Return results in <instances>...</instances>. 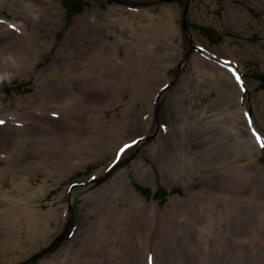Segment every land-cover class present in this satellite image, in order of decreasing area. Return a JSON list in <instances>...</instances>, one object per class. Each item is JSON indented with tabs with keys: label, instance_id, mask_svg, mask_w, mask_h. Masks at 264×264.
Masks as SVG:
<instances>
[{
	"label": "rangeland",
	"instance_id": "obj_1",
	"mask_svg": "<svg viewBox=\"0 0 264 264\" xmlns=\"http://www.w3.org/2000/svg\"><path fill=\"white\" fill-rule=\"evenodd\" d=\"M157 20L172 28L174 38L140 44L154 48L142 62L161 63L156 87L163 91L152 102L145 96L156 67L151 79L123 77L118 70L112 76L111 67L117 66L99 63L96 56L113 53L130 63V32L148 30ZM0 21V64L6 50L27 60L24 72L0 77V116L17 118L0 125V264L55 258L71 264H144V255H151L153 264H264V147L250 136L242 115L248 110L254 119L264 104V0H0ZM131 51L130 57H137ZM221 59L241 74L244 102L230 67L221 66L229 74L227 85L204 78L215 72L209 64L218 66ZM83 62H92L94 70L104 66L102 72L115 83L95 78L91 93H80L86 83L77 78L65 85L64 73L76 74ZM58 85L66 95L53 94L51 86ZM230 86L235 92H221ZM71 91L81 100L73 112L63 109L70 114L27 113L47 96L61 102ZM175 96L180 103L172 122L164 111ZM149 105L152 121L142 125L150 119ZM83 106L95 109L85 114ZM237 113L245 134L237 131ZM253 121L261 131L264 123ZM162 125L168 127L163 132ZM206 134L226 143L217 156L202 153ZM142 137L107 170L118 147ZM76 148L80 153L69 151ZM73 157H78L74 165ZM219 193L222 203L214 205ZM17 197L29 200L35 215L51 211L55 219L42 239L31 232L23 257L9 254L7 245L14 217L22 215L12 204ZM219 209L226 211L222 221ZM105 216L123 224L101 240Z\"/></svg>",
	"mask_w": 264,
	"mask_h": 264
},
{
	"label": "bare ground",
	"instance_id": "obj_2",
	"mask_svg": "<svg viewBox=\"0 0 264 264\" xmlns=\"http://www.w3.org/2000/svg\"><path fill=\"white\" fill-rule=\"evenodd\" d=\"M158 21H160V22H158ZM167 22H169V21H167ZM11 24H13V23H11ZM130 37H132V40H134L133 42L131 41L129 43L130 46L128 47V52L130 53L129 54L130 63H128L127 59L125 61L118 59L116 57V54H113V53L108 54L107 57H104L103 55H101L100 57L96 56L97 62L105 63V64L110 62V64L117 66L114 68L111 67L112 68V70H111L112 76H115V74H117L115 71L118 70V71H121L123 73L122 74L123 77L130 76L132 73V75L135 74L134 76L137 77L138 79H146V78L151 79L153 77V72L150 69L156 67L155 79L152 83V86L150 88H147L148 93L145 96L146 98H150V100L153 102L154 101L153 96L155 94L156 95L160 94L159 89H158L159 87H156V86L160 81L159 70L161 68V63L155 64L154 61H148L147 63L142 62L141 58L143 56L154 54L153 53L154 48L152 46L151 47L145 46L143 49H141L140 44H141L143 39H144V41L146 39L145 42H151L152 44L160 42V38H163V37H165V39L170 38V37H171V39H173L174 38V32H173L172 28L169 27V25L167 27V24L165 22H163L161 20H157L156 26L153 25L152 27L148 28V30H146V27L145 28L143 27L142 30L138 33L131 31ZM151 43H149V44H151ZM126 45H127V43H126ZM131 49L133 50V52H136L137 57H133V56L130 57V55H132ZM17 54L18 53L13 52L12 50H6V52L4 53V56H3L4 57L3 63L0 64V77H7L6 74L11 73V72L12 73L24 72L23 71L25 69L24 63H26L27 60H26V58L23 59V57L21 55L19 56ZM5 58H6V60H5ZM136 63H138V64H136ZM19 65H21V67H19ZM100 65H102V64H100ZM209 65L211 66L212 70H214L215 72L214 73H211V72L203 73L204 78H207L208 76H210L211 78L212 77L214 78L213 81L217 82L218 85L219 84L222 86L225 84L227 85L229 83V78H228L229 74H227L223 69H221L220 67H218L216 65H213V64H209ZM81 66H83V67L79 68L80 71H77L76 74H74V75H71L68 72L64 73L66 76V77H64L65 85L71 87L74 79L77 78V79H80L82 82L86 83V84L79 86V88L82 90V92H80V93H91V91H92L91 83H92V80H94L95 78H98L100 80H101V78H103L104 81H106L107 85H109V82L112 81V79H110L108 77V76H110L109 72H107V73L102 72L104 69V66L95 67L96 71L94 70V68H92V62H83L81 64ZM195 66L199 67V65L196 63H195ZM96 68H98L99 71H97ZM134 82H136L135 79H134ZM111 83L114 84L115 81H112ZM77 85H79V84L77 83ZM100 86H101V92H103L105 89L103 83L100 84ZM60 87H59V85L54 87V88H52V86H51L52 89L50 88V90H52L53 94L56 93L55 95L62 97L63 94L66 95L67 93H64V92L61 93L60 91L66 92V90H60L59 91V89H61ZM167 88H171V87L168 86ZM50 90H49V92H50ZM123 91H126V89ZM221 92L223 94L225 92L227 94L226 96H228V95L232 94L233 92H235V89L232 86H230L229 89H227L225 87V88H223V90ZM142 93L145 95L144 92H142ZM80 100H81V97L79 96V93H76L74 91H71L70 93H68V95L66 97H64V99L61 102L51 101L50 97L47 96L45 99L42 100L43 103L40 104L41 106L38 105L37 107H35L36 105H32V107H29V111L27 113H30V111H32V110L34 112L38 113V111H41L42 109H44L47 111L49 110V111L55 112L56 114L63 113L65 116L69 112L65 111L63 109L69 108V110L71 109L73 112V110H75L74 106L76 105V102L78 103ZM179 103H180L179 98H177L175 96V99H173L172 104L169 103L167 108L164 111V113H166L165 116L171 118L172 122H174L176 119V113L174 112V108L177 107L179 105ZM34 104H36V103H34ZM150 105H152V103H150ZM150 105H149V109H148V107L145 108L149 112V114H150ZM49 106H51V107H49ZM47 108H49V109H47ZM18 109L21 110L19 107H18ZM94 109H95V107H84L83 106V107H80V112H83L85 114H90L93 112ZM19 112L22 113L25 111H19ZM72 112H71V114H72ZM148 112H146L145 114H147ZM16 114H18V113H16ZM235 116L237 117L235 119V123L238 121H241L238 113ZM149 117H150V119L149 120L147 119L146 123L143 121V122H141V124L142 125L149 124L148 122L152 121V114H150ZM2 118H4V117H2ZM23 118H29V117L24 116ZM142 118L144 119V114H143ZM254 120H256V122H257V120L258 121L260 120L264 123V104L261 105L257 109V111L256 110L254 111ZM74 122H76V120ZM163 125H166V124L164 123ZM239 125H240V127L237 131L240 134H243V133L245 134L246 130H244V128L242 126V121L239 122ZM262 125H264V124H262ZM262 125H260L259 127H260V130L262 131V134L264 137V126H262ZM167 128L168 127H162V132L165 131ZM237 128H238V125H237ZM3 137H6V136H3ZM203 137H205V142L207 143L204 146V149H205V147H207L206 151L205 150L202 151V153L205 156H207V155L217 156L216 154L221 152L222 148L224 147V144H226L224 141L222 142L220 140H214V138L209 134L202 136V138ZM242 142L247 143V141H242ZM47 144H48V139L46 140L44 138V142H43V149L44 150L47 149V147H48ZM69 151L80 153V150L78 148L72 149V150L69 149ZM244 154L246 156H250V153L247 151H246V153L244 151ZM11 156H13V154L9 155L7 158H10ZM105 156H106V153L99 156L98 158H94L93 161L96 162L98 160H102L105 158ZM77 159H78V157H73V161H74L73 165L75 164ZM45 170H46V168H43L41 173L45 172ZM99 174H101V171L99 172ZM17 198L18 199H16V201L12 204L15 207H20L21 210H19L18 214H22V215L21 216L17 215L14 217V220L12 222L13 225H11L10 232L7 236V240H8L7 245H8V253L9 254L20 255L21 257H23L29 253L28 248H26V247H27V245L30 244L31 232H32V235L34 232V236H36L35 240L42 239L45 235H48L51 233L49 230L50 222H51L50 219L51 220H55V219H54V217L50 216L51 211H48L46 213H42L43 215L41 217H39L38 215H35V213L32 212L34 210L32 208L28 207V205L25 202V201H27V203L30 204L29 200L32 199L31 195H29L27 198L29 200H25L24 198H22L21 202L19 200L20 197H17ZM213 198L215 200L214 205L216 203L217 204L222 203L221 202L222 198H221L220 193L217 195H213ZM0 202H1V199H0ZM229 203H232V200H230ZM198 204H197V202L195 203V205L197 207H198ZM205 211L206 210L204 209V212ZM216 213L221 215V217L218 218V220H220V221H222L226 216L225 215L226 211H224L223 209H219L218 211H216ZM228 214H230V211H228ZM150 218H152V217L150 216ZM19 223H20V228L18 229L17 225ZM121 224H123L122 219H120V218L112 219L110 217L108 218L105 216L103 218V220L100 221L101 228H100V233L98 234V236H102L101 240L102 239L105 240V238L109 239L113 233L119 232V226ZM120 228H121V226H120ZM24 233L27 234V237L29 239L26 238V235H24ZM31 240H32V238H31ZM35 240H32V241L34 242ZM143 248L144 249L142 250V252H144V253L146 252V254H147L146 247H143ZM144 257H145V255H144ZM8 261L5 263L13 264V262H15L12 260H10L9 262ZM143 262H144V264H146V258H144ZM44 264H71V263L65 262V260L62 258H55L54 260H50L49 262L48 261L44 262Z\"/></svg>",
	"mask_w": 264,
	"mask_h": 264
},
{
	"label": "snow or ice",
	"instance_id": "obj_3",
	"mask_svg": "<svg viewBox=\"0 0 264 264\" xmlns=\"http://www.w3.org/2000/svg\"><path fill=\"white\" fill-rule=\"evenodd\" d=\"M237 81L240 82L241 83V86H242V82L240 81L239 76H237ZM0 123H3V122L0 121ZM257 139L261 141V147H264V140H262L261 137L258 134H257Z\"/></svg>",
	"mask_w": 264,
	"mask_h": 264
}]
</instances>
